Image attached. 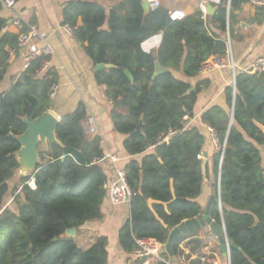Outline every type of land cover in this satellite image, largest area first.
<instances>
[{
    "label": "trees",
    "instance_id": "16d2710c",
    "mask_svg": "<svg viewBox=\"0 0 264 264\" xmlns=\"http://www.w3.org/2000/svg\"><path fill=\"white\" fill-rule=\"evenodd\" d=\"M5 1L0 0V12ZM247 3L221 0L210 21L219 25L223 36L212 32L201 10L173 20L163 6L146 13L142 0H125L126 15L114 10L108 15L102 4L91 0L65 5L63 25H69L77 41L86 44L84 52L93 64L115 67L95 72V81L106 88L110 119L114 131L125 136V152L141 157L124 167L133 192L130 218L119 230V244L126 255L137 249L136 240L166 245L173 229L204 215L199 199L207 181L202 159L207 127L218 146L212 179L216 202L210 216L223 223L233 243L226 264H264V73L237 75L236 92L231 86L225 91L226 108L212 106L201 115V125L186 128L200 93V87L193 91L186 79L196 77L211 58L225 55L226 35L230 34L232 43L237 40L236 12ZM28 29L23 22L9 25L0 17V83L12 52H19V38ZM158 33L163 35L159 49L143 52L141 45ZM46 60H34L11 89L0 95V264H109L107 237H98L83 250L65 234L101 221L102 206L109 200V178L100 163L106 156L102 138L85 135L84 103L61 117L56 134L62 146L53 144L41 152L44 164L38 172L14 185L17 211L3 209L9 183L19 168L15 153L20 144L7 137L26 131L21 118L35 120L53 108L50 91L58 83V74L50 68L37 76ZM156 62L168 72L154 78ZM179 72L182 78L176 75ZM171 133L168 141H162ZM65 147L81 152L86 165L72 156L62 160ZM31 179L34 187L28 185ZM172 251L173 257L163 254L168 263L155 264H225L211 232L183 236L174 242Z\"/></svg>",
    "mask_w": 264,
    "mask_h": 264
},
{
    "label": "crops",
    "instance_id": "0c3cea01",
    "mask_svg": "<svg viewBox=\"0 0 264 264\" xmlns=\"http://www.w3.org/2000/svg\"><path fill=\"white\" fill-rule=\"evenodd\" d=\"M70 1L72 0H19L12 10L4 5L0 17L9 22L19 18L26 25H36L40 32L45 35V41L55 49L50 68L57 72V84L59 85V91L53 99V108L50 112L56 117H62L75 111L79 103H84L87 116H95L99 122L105 155L111 154L119 157L121 159L119 167L124 168L130 160L141 157L129 156L123 147L125 136L114 131L110 119L112 106L105 96L106 88L98 86L95 81V65L85 54L83 48L86 44L77 41L75 36L69 35L63 28V11L65 5ZM91 1L102 4L108 15L112 10L121 15L128 13L125 0ZM203 1H206L207 7L211 5L214 8L213 15L217 12V7L221 2V0H161V3L164 8L169 10L173 20H182L200 10ZM213 15H208L210 17L207 16L206 20L210 23L213 33L223 36L219 30V25L212 24L210 21ZM236 15L235 36L237 40L232 43V48L237 70L241 71L249 67L259 57L264 56V7H255L247 3L236 12ZM81 25L82 21L79 20L78 26ZM107 28L105 26L104 29ZM45 41H38L37 45L43 47ZM26 69L22 54L12 52L7 74L0 83V95L10 90ZM176 75L180 78L183 77L182 72L176 73ZM186 80L192 86L193 91H197V88L200 87L194 115L186 119V128L201 125V115L210 107L219 105L226 108L225 91L232 80V72L229 68L215 69L204 74L199 73L196 77ZM205 132L207 133V144L202 159L204 167L206 164L209 165L210 179L206 181L199 201L206 211L210 199L203 198L206 188L214 184L212 183L214 178L213 155L218 150V146L211 129L205 127ZM262 151L264 153V147ZM102 164L108 175V181L112 180L115 177V172L111 162L104 161ZM153 203V200L149 201L150 205ZM102 212L103 219L82 227L76 233L75 241L80 248L87 250L96 242L98 237H110L113 243L112 251L115 254L111 258L109 255V264H130V255H126L119 244V230L130 218L129 204L113 206L106 199L102 206ZM208 232H211L209 227L202 228L200 235Z\"/></svg>",
    "mask_w": 264,
    "mask_h": 264
},
{
    "label": "built area",
    "instance_id": "2783aa9c",
    "mask_svg": "<svg viewBox=\"0 0 264 264\" xmlns=\"http://www.w3.org/2000/svg\"><path fill=\"white\" fill-rule=\"evenodd\" d=\"M146 3L151 11H155L162 6L161 0H142ZM206 1L200 6V10L203 13V18L206 20L208 16ZM249 3L255 7H264V0H249ZM15 0H6L4 5L6 8L12 10L15 7ZM22 20L19 18L13 19L9 22V25L14 24L20 26ZM64 30L69 34L74 36V31L69 25L63 26ZM163 35L158 33L147 41H145L141 48L143 52L150 54L155 49H158L162 43ZM45 35H43L36 25H29L28 31L21 35L19 38V52L22 54L25 66L28 68L30 64L40 58L46 57L48 60L44 61L41 68L37 72V76H43L50 69L51 58L55 55L54 47L45 41ZM38 41H45L43 47L37 45ZM227 51L224 56L213 57L206 63H204L200 70V74H204L208 71L229 68L232 72V80L230 86L233 88L234 93L236 92V78L239 74L254 75L257 73H264V56L256 59L249 67L237 70V64L234 59L232 42L230 39V34H227ZM59 91V85L55 84L50 91V97L52 100L56 97ZM82 127L84 133L88 137L99 136L101 133L100 125L95 116H87L83 122ZM213 133V131L211 130ZM174 133L163 136L162 141H168ZM104 161H110L115 172V177L107 182L106 189L108 191L109 201L113 206L130 204L133 192L130 189L124 168L119 167L121 159L116 155L108 154L100 163ZM31 187L34 186V179L28 183ZM137 249L130 255V264H155L158 262H166L163 254L166 253L164 245L158 243L155 240L141 239L136 240Z\"/></svg>",
    "mask_w": 264,
    "mask_h": 264
},
{
    "label": "water",
    "instance_id": "95a60500",
    "mask_svg": "<svg viewBox=\"0 0 264 264\" xmlns=\"http://www.w3.org/2000/svg\"><path fill=\"white\" fill-rule=\"evenodd\" d=\"M143 7L146 13L150 12V8L146 3H143ZM208 15H213L214 8L209 5L207 7ZM156 72L154 74V78L159 75H162L168 72V69L161 66L159 62L155 63ZM115 68L111 64H98L95 66V71H101L104 69H112ZM234 111L231 114V124L233 123ZM21 120L26 125V131L19 135L13 136L9 135L7 139H15L20 144V149L15 153L17 158L19 168L16 171L15 176L19 178V180L23 178H32L39 170L44 163L41 160V152L48 151L50 145L57 144L62 146L61 142L57 138V128L59 123L61 122V117H56L52 112L48 111L43 113L40 117L35 120H29L27 117L21 118ZM142 121L137 127L138 132H141ZM41 148L43 149L41 151ZM64 155L62 160H64L67 156H72L78 163L86 165L85 158L82 153L72 149V148H63ZM206 156V155H204ZM205 176L206 179H210L209 175V165L205 166ZM216 186V184H213ZM217 194L218 200L220 199V174L217 182ZM216 202V196H212L206 208L204 215L200 219H193L190 221H186L173 229L171 231L169 240L165 245L166 253L169 257H173L172 246L176 240L183 236H190L197 232H199L202 228L209 227L211 232L217 238L220 251L222 256L225 259L230 260V246L233 244L229 242L225 230V226L222 224H218L214 221L210 216V210L214 203ZM76 229H69L66 231V236L70 238L76 237Z\"/></svg>",
    "mask_w": 264,
    "mask_h": 264
},
{
    "label": "rangeland",
    "instance_id": "374dc122",
    "mask_svg": "<svg viewBox=\"0 0 264 264\" xmlns=\"http://www.w3.org/2000/svg\"><path fill=\"white\" fill-rule=\"evenodd\" d=\"M41 151H42V148H41ZM20 180L17 176L14 177V179L9 183V192L4 200V206H3V209L5 208H9L13 211H17V208H16V205H15V202H14V185L16 183H19ZM205 188V187H204ZM214 186H210V187H207L206 190H205V197L203 199H210L213 195V192H214ZM118 239V238H117ZM112 240L110 237H108V250H109V255H110V258L112 256H114V252L112 251ZM228 263V259H225V264Z\"/></svg>",
    "mask_w": 264,
    "mask_h": 264
},
{
    "label": "bare ground",
    "instance_id": "6f19581e",
    "mask_svg": "<svg viewBox=\"0 0 264 264\" xmlns=\"http://www.w3.org/2000/svg\"><path fill=\"white\" fill-rule=\"evenodd\" d=\"M32 187H34V186H32Z\"/></svg>",
    "mask_w": 264,
    "mask_h": 264
}]
</instances>
